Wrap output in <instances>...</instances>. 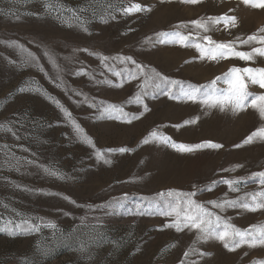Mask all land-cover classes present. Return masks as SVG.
<instances>
[{
  "label": "rangeland",
  "instance_id": "rangeland-1",
  "mask_svg": "<svg viewBox=\"0 0 264 264\" xmlns=\"http://www.w3.org/2000/svg\"><path fill=\"white\" fill-rule=\"evenodd\" d=\"M59 2L66 9L87 8L80 14L88 20L89 31L75 25L69 27L55 15L45 14L43 0H0V125H5L0 130V226L22 219L40 224L41 220L35 218H43L54 222L65 234L79 229L86 238L96 226L99 235L91 242L88 255H82L56 242L48 227L15 235L0 232V264H25L26 260L30 264H181L182 260L184 264H253L264 260V247L242 245L229 251L216 239L193 245L195 231L163 228L172 218L136 214L134 208L139 197L146 198V203L158 193L173 189L196 192L193 200L240 229L264 224V209L220 211L207 203L236 199L264 188L260 177H252L253 173L264 172V140L243 143L252 131L264 126L258 112L251 107L221 111L203 105L199 98L176 100L156 92L144 96L142 104L129 102L140 91L143 77L126 79L113 75L92 54L132 57L146 66L145 71L155 70L185 85H206L223 77L232 67L264 68V56H256L253 61L233 57L201 59L194 46H208L204 36L224 43L237 37L243 40L252 34L264 35L260 31L264 29V8L246 5L244 0H199L196 4L182 0ZM131 3L149 10L130 15L116 10ZM225 15L235 17L234 26L229 24L226 28L222 21L205 32L191 24L193 20ZM69 16L65 12L63 18ZM168 31H180L189 41L186 45L155 42L157 33ZM149 37L153 43L145 42ZM11 42L24 45L38 63L25 65L24 55ZM252 47L260 45L237 43L238 51H250ZM45 51L53 56L55 66ZM106 63L116 71L134 68L133 64L118 60ZM81 71L85 74L78 75ZM105 80L111 83H98ZM216 86L227 88L222 79ZM21 87H38L46 95L37 91L21 93ZM248 90L253 94L264 92L258 85H249ZM77 92L83 95H76ZM54 101L71 114L95 147L77 139ZM99 101L122 105L124 112L139 119L128 123L107 116L98 118V109L89 103ZM192 120L195 122L184 123ZM9 127L12 132L6 130ZM154 129L177 145L208 141L222 147L182 152L158 141L142 144ZM120 147L131 151H105ZM97 150L105 151L111 163L97 161ZM16 158L20 160L18 166ZM28 160L34 163L28 164ZM44 167L58 170L64 178L48 175ZM240 178L243 179L237 192L219 183ZM208 187L210 191H197ZM125 193L129 196L127 207L133 214L120 210L106 215L108 209L101 206ZM59 235L56 233V237ZM38 244L50 246L53 251L42 256L36 250ZM190 247L197 251L185 258L184 252Z\"/></svg>",
  "mask_w": 264,
  "mask_h": 264
},
{
  "label": "snow or ice",
  "instance_id": "snow-or-ice-1",
  "mask_svg": "<svg viewBox=\"0 0 264 264\" xmlns=\"http://www.w3.org/2000/svg\"><path fill=\"white\" fill-rule=\"evenodd\" d=\"M182 2L196 4L199 0H182ZM246 5H250L254 8H264V0H244ZM109 8L112 7L111 4L108 5ZM87 8H81L79 10L75 9H66L59 0H43V11L47 15H55L57 19H60L62 23L67 24V26L72 27L73 25L79 27L82 31L88 32L87 27L88 20L84 18L80 13L86 12ZM123 15H130L136 12L148 11L146 7L142 6L139 3H131L130 6H123L116 9ZM70 13V16L67 18L64 17V13ZM35 15H39L36 13ZM115 19L114 16L111 17ZM19 19V17H17ZM103 20V18H101ZM225 23L227 28L229 24L234 26L235 17L230 16H220V17H209L206 20H193L191 24L196 28L203 29L205 32L210 30V26L218 24L220 22ZM106 22V21H105ZM177 27H181L178 25ZM264 32V29L260 30ZM203 39L208 41V46L203 47L200 43H196L194 46L197 51L201 54V59L208 58L210 60H216L218 58H239L242 61H253L256 56H264V35L252 34L249 35L246 39L241 40L239 37L235 41L218 43L212 41L209 36H204ZM189 41V37L181 34L180 31H168L160 32L156 34V41L158 43H180L186 45V42ZM146 43H153L152 38L149 37L145 41ZM237 43L252 45L253 43L259 44L260 47H252L250 51H238ZM12 46L17 47L20 52L24 55L23 63L29 65L33 62L38 63V58L31 53L24 45L18 44L17 42H11ZM83 51H87L84 49ZM45 56L49 59L51 63L55 66V60L53 56L45 51ZM97 55L100 59L101 64L113 75H116L121 78L126 79H137L138 77H143L139 88L140 91L134 96L129 98V102H135L137 104L143 103V97L152 94L153 92L160 93L168 96L170 99H187L195 101L198 98L201 103L207 107L215 108L218 107L221 111L231 108L233 111H241L248 107L255 109L261 120H264V92L260 94H253L250 92L249 85H258L260 89H264V68L259 67H232L223 77H216L213 81L206 85H185L183 82L178 80H170L166 76H162L160 73L155 72V70L145 71V67L135 60L132 57L127 56H115V57H105L98 53H92ZM118 60L121 63H131L134 65L132 69H124L122 71H116L114 67L109 66L106 61L108 60ZM15 63V62H13ZM85 74L82 71L77 73ZM223 80L227 84V88L217 87V83L220 80ZM98 83H111L110 81H98ZM119 86V85H117ZM19 91H37L43 93V90L40 88H25L21 87ZM76 95H83L82 93L77 92ZM51 99V97H47ZM87 100V97H85ZM57 106L60 108L61 112L64 113L65 118L71 124L73 131L75 132L77 139L81 142L95 147L92 139L88 137L83 128L71 117V114L60 105L59 101H54ZM90 107L97 108L100 116L98 118H103L107 116L108 118L122 119L125 122L130 123L132 119H139V116L129 115L124 112L122 105L110 104L104 101H99L95 104L89 103ZM147 107V106H145ZM117 114V115H113ZM195 120L185 121V124L194 123ZM179 127V126H177ZM5 129V125H0V130ZM9 132H12V129L9 127L6 129ZM15 136V132H13ZM264 140V126L258 127L251 134L245 138L243 141L244 144L252 143L254 140ZM150 141H158L165 144H170V146L176 148L182 152H191L193 150L201 148H220L222 145L212 143V142H203L201 144L186 145L179 144L177 145L174 141H171L170 137L163 136L157 130L151 131L147 137H145L141 143L148 144ZM241 145H236L240 147ZM108 153H125L131 151V149L126 147L120 148H109L105 150ZM105 151L97 150L95 156L97 161H103L105 164H110L111 161L105 156ZM28 164L34 163V161H26ZM17 166L20 163L19 158H16ZM239 167V166H237ZM18 170V167H17ZM48 175L57 176L60 179H63L64 176L58 170L44 167L43 169ZM227 171V170H225ZM252 177H260L259 183L264 185V172L253 173ZM240 179L233 180H221L219 183L228 185L229 191L237 192L239 191L238 185L241 183ZM217 183L213 181V184ZM19 187V186H18ZM210 191L211 188H201L197 191ZM197 193L196 192H179L177 190L169 189L167 192H160L155 197L150 200L146 198L139 197L136 199L134 204L136 214H159L162 217L172 218L170 221L162 225L163 228H174L176 231H183L188 229L190 231L196 232V239L193 241V245L198 242H206L210 239H216L223 243L225 249L229 251H234L237 248H240L242 245H247L249 248L255 247H264V224L260 225H250L247 229H240L235 225L231 224L227 219L221 217L216 212L209 210L205 204L198 203L193 200ZM67 199V198H66ZM129 196L127 193L123 194L119 198H113L110 202L102 205V209H108L105 213L106 215L117 214L120 210H125L128 214H133V210L128 208ZM208 204L212 205L214 209H219L224 211L226 208H239L241 210L247 211H257L264 209V188L259 191L252 193H245L243 196L237 197L236 199H223V200H214L208 201ZM40 219L41 223H34L29 219H22L20 222H14L9 220L6 225L0 226V232H6L9 235H15L17 233L23 232H38L41 226L51 228L53 230V237L55 241L59 244H63L69 247L71 250L81 253L82 255H88L91 242L95 240L96 236L99 235L95 231L96 226H93V232L88 234L87 237H82L79 234V229H73L67 234L63 233L54 222L44 221L43 218ZM99 221V217L95 218ZM83 218L81 223L83 224ZM60 233L59 237H56V233ZM37 252L42 256L47 257L53 251V248L46 245H37ZM197 251L194 247H190L188 251L184 252V257L187 258L193 252ZM200 255H208V253H200ZM25 264H30L29 261H25ZM181 264H184V260L181 261ZM253 264H264V260L253 261Z\"/></svg>",
  "mask_w": 264,
  "mask_h": 264
}]
</instances>
